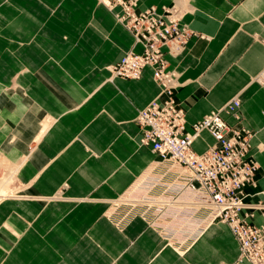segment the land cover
I'll list each match as a JSON object with an SVG mask.
<instances>
[{
    "label": "crops",
    "instance_id": "obj_1",
    "mask_svg": "<svg viewBox=\"0 0 264 264\" xmlns=\"http://www.w3.org/2000/svg\"><path fill=\"white\" fill-rule=\"evenodd\" d=\"M185 4L181 22L193 33L183 52L166 54L182 82L166 93L150 65L138 78L110 79L108 65L141 45L98 0H0V157L18 167L13 192L0 197V264H251L236 261L226 222L180 253L140 216L119 227L106 215L157 158L139 143L135 120L156 97L182 106L190 128L238 96L257 161L241 195L264 205V83L255 79L264 68V0ZM213 141L204 129L191 145L201 152ZM244 211L250 222L263 219L260 208Z\"/></svg>",
    "mask_w": 264,
    "mask_h": 264
},
{
    "label": "built area",
    "instance_id": "obj_2",
    "mask_svg": "<svg viewBox=\"0 0 264 264\" xmlns=\"http://www.w3.org/2000/svg\"><path fill=\"white\" fill-rule=\"evenodd\" d=\"M125 26L140 50L130 48L109 68L113 77L138 78L150 65L161 91L172 93L182 83L179 72L169 67L166 54L183 52L193 31L181 22L186 10L184 0H173L161 7L148 5L138 9L139 0H98ZM264 82V68L256 75ZM234 116L228 123L222 113ZM141 144L156 152L143 173V179L117 199L110 216L123 226L139 215L157 229L166 243L187 249L208 222H226L239 247L236 261L264 264V205L247 203L241 195L244 183L253 181L256 159L250 154L252 130L242 124L240 99L232 96L223 105L205 113L186 126L184 108L172 97L152 99L138 108L135 117ZM206 129L214 141L201 152L192 141ZM115 203V202H114ZM122 207V212L116 209ZM260 208V223L247 219V208ZM242 210L244 211L241 214ZM217 264H232L221 260Z\"/></svg>",
    "mask_w": 264,
    "mask_h": 264
},
{
    "label": "rangeland",
    "instance_id": "obj_3",
    "mask_svg": "<svg viewBox=\"0 0 264 264\" xmlns=\"http://www.w3.org/2000/svg\"><path fill=\"white\" fill-rule=\"evenodd\" d=\"M119 22V21H118ZM109 66V65H108ZM44 121H46L47 123H48V121L49 120H42V121H40L39 122V127H40V123H44ZM38 130H39V128H38ZM38 130H37V132H38ZM16 167H17V165H14V164H11V163H8L6 160H4L2 157H0V182H2V183H4V181L6 180L7 181V184H6V186L8 185L9 186V189L11 190V191H9L8 193H11V192H13V190H14V186H15V183H14V178H15V169H16ZM15 168V169H14ZM13 169H14V174H12V171H13ZM5 177L6 178H9V179H5ZM125 195V194H124ZM123 196H121V198H122ZM120 198V199H121ZM120 199H117V200H114L113 202H112V204H111V206H110V208L107 210V212H106V215L107 216H109V217H111L110 216V210H112V209H114L115 208V204H117L118 202H119V200ZM115 202V203H114ZM119 212H122V210H118V209H116V213L117 214H119ZM119 227H122V226H119ZM157 230V229H156ZM157 232H159L158 230H157ZM159 234H160V232H159ZM161 235V234H160ZM162 236V235H161ZM163 237V236H162ZM180 251L182 250V249H179ZM186 250V249H185ZM184 250V251H185Z\"/></svg>",
    "mask_w": 264,
    "mask_h": 264
},
{
    "label": "bare ground",
    "instance_id": "obj_4",
    "mask_svg": "<svg viewBox=\"0 0 264 264\" xmlns=\"http://www.w3.org/2000/svg\"><path fill=\"white\" fill-rule=\"evenodd\" d=\"M184 2H186V0H184ZM178 55V54H177ZM110 66V65H109ZM109 66H108V70L110 71V68H109ZM114 77L112 76V74H111V72H110V79L112 80ZM154 79V78H153ZM255 79L257 80V81H259L256 77H255ZM260 82V81H259ZM261 83H264V82H261ZM155 99H159L158 97H156ZM45 125V124H44ZM204 130V129H203ZM206 130V129H205ZM202 131V130H201ZM201 133V132H200ZM200 133L196 136V137H198L199 135H200ZM195 137V138H196ZM139 141V140H138ZM140 143V142H139ZM18 168V167H17ZM15 169V168H14ZM14 169H13V171H12V174H14L13 172H14ZM147 169H149V168H147ZM145 172V171H144ZM143 172V173H144ZM143 173L140 175V176H138V178H136L135 179V181L132 183V184H136L137 182H139L141 179H143ZM5 179H9V178H6L5 177ZM6 184H7V181L5 180L4 181V183H2V182H0V197H2L3 195H5V194H8V192L9 191H11L10 189H9V186L7 185L6 186ZM115 200H117V198L115 199ZM137 216V215H136ZM139 216V215H138ZM141 217V216H140ZM142 218V217H141ZM217 221H219V220H213V221H210V222H208L207 223V225L205 226V228L202 230V232L199 234V236H201L202 234H203V232L207 229V227L208 226H210L211 227V224L212 223H214V222H217ZM151 226V225H150ZM152 228H154V227H152ZM155 229V228H154ZM156 230V229H155ZM206 232V231H205ZM204 235V234H203ZM199 236L197 237V238H199ZM166 240V239H165ZM172 246V245H171ZM173 247V246H172ZM175 248V247H174ZM177 251H179L180 253H183L184 252V250H179V248H175Z\"/></svg>",
    "mask_w": 264,
    "mask_h": 264
},
{
    "label": "flooded vegetation",
    "instance_id": "obj_5",
    "mask_svg": "<svg viewBox=\"0 0 264 264\" xmlns=\"http://www.w3.org/2000/svg\"><path fill=\"white\" fill-rule=\"evenodd\" d=\"M119 210H122V207H120Z\"/></svg>",
    "mask_w": 264,
    "mask_h": 264
}]
</instances>
